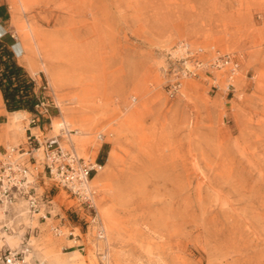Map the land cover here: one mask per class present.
<instances>
[{
  "label": "rangeland",
  "instance_id": "1",
  "mask_svg": "<svg viewBox=\"0 0 264 264\" xmlns=\"http://www.w3.org/2000/svg\"><path fill=\"white\" fill-rule=\"evenodd\" d=\"M0 4L9 9L0 38L47 104L48 134L65 110L91 117L72 124L88 133L76 136L79 153L104 157L91 183L109 264H264V0H26L16 9L42 48L32 70L29 48L15 50L24 40L10 1ZM179 40L235 52L233 85L202 71L169 97L167 52ZM30 114L5 128L0 151L26 140ZM29 235L28 264H102L90 238L55 235L20 208L0 211V248Z\"/></svg>",
  "mask_w": 264,
  "mask_h": 264
},
{
  "label": "built area",
  "instance_id": "2",
  "mask_svg": "<svg viewBox=\"0 0 264 264\" xmlns=\"http://www.w3.org/2000/svg\"><path fill=\"white\" fill-rule=\"evenodd\" d=\"M6 33L3 29L0 37ZM167 57L171 62L166 88L169 97L177 96L184 80L199 72L222 71L229 85H233L241 69V60L235 52L223 51L215 45L205 49L187 40H179L168 50ZM43 89L49 90L47 85ZM35 93L36 111L30 114L26 140L0 151V211L6 215L20 208L21 213L48 222L55 235H66L76 241L90 238L100 262L109 264L107 229L96 201L97 190L91 183L104 164L79 153L77 128L66 125L59 132L48 134V125L53 129L49 108ZM97 138L103 140L104 134H97ZM59 196L66 202L59 204ZM64 226L69 228L67 233ZM2 227L9 228L7 224ZM75 227L81 234L75 233ZM30 241L29 235L18 247H1L0 264H28ZM73 245L86 248L84 243Z\"/></svg>",
  "mask_w": 264,
  "mask_h": 264
},
{
  "label": "bare ground",
  "instance_id": "3",
  "mask_svg": "<svg viewBox=\"0 0 264 264\" xmlns=\"http://www.w3.org/2000/svg\"><path fill=\"white\" fill-rule=\"evenodd\" d=\"M9 1H10L11 11H12L11 12L12 13L11 14L12 15L11 21L15 26L18 27V29H20L19 31L21 32V34L23 36V40H24L23 42H21L22 46L19 44L15 45V50L18 54H23L24 49L29 48V50L32 54H31V56L24 57V60L26 61L27 65L32 70L37 64L35 53L36 52L38 53L41 51V49H42L41 43L39 41H37L38 39H37L36 33L31 28V26L28 23L22 21L23 19H21L20 12L16 9V5L19 4L21 9L25 10L26 0H9ZM0 29H1V25H0ZM52 80H53V86H58V87L61 86L62 82L53 72H52ZM3 105H4V101H3L2 93L0 90V106H3ZM91 107H93V106H91ZM85 109L79 111L78 115H72V113H74V112H71L69 110L63 111L64 115H62L61 119H58L56 121V126L60 127V128H62L63 126H66V125H68L69 127H73L72 123L75 121H81L80 122L81 125H84L85 123L90 122L91 117L89 115L87 116L85 114V112H86ZM90 110H94V108H90ZM27 114H28L27 110H16V111L10 112L8 123L1 125V128L5 129L8 127H12V126L22 125L24 120L27 117ZM82 121H84V122H82ZM81 125L79 127H81ZM89 128L91 129V127H89ZM83 129H86V127H84ZM87 134H88L87 132H84V131H81L80 129H78V133L76 136H81V138H85L87 136ZM113 156H114V152L111 150L110 156H109L110 161L113 159ZM102 168H104V166H102ZM93 180H95V178Z\"/></svg>",
  "mask_w": 264,
  "mask_h": 264
},
{
  "label": "trees",
  "instance_id": "4",
  "mask_svg": "<svg viewBox=\"0 0 264 264\" xmlns=\"http://www.w3.org/2000/svg\"><path fill=\"white\" fill-rule=\"evenodd\" d=\"M0 90L9 112H35V82L16 59L14 50L0 38ZM101 162L104 161V157Z\"/></svg>",
  "mask_w": 264,
  "mask_h": 264
},
{
  "label": "crops",
  "instance_id": "5",
  "mask_svg": "<svg viewBox=\"0 0 264 264\" xmlns=\"http://www.w3.org/2000/svg\"><path fill=\"white\" fill-rule=\"evenodd\" d=\"M0 9H3V12H4L3 17L0 13V21L3 23V24H0L1 25L0 32H1L3 29H5L4 24H5V21L9 17V9L7 8V6H5L3 4H0ZM9 113L10 112L6 109L5 103L3 106H0V139H3L5 137L6 132H8V129L5 130V129L1 128V125L8 123L9 118H7V114H9Z\"/></svg>",
  "mask_w": 264,
  "mask_h": 264
}]
</instances>
